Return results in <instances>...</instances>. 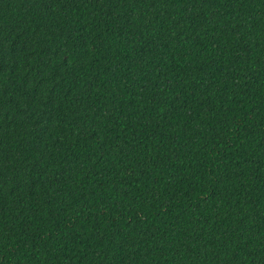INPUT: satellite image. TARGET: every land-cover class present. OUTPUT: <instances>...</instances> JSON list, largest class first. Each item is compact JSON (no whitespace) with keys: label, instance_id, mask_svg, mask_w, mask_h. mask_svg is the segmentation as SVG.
Wrapping results in <instances>:
<instances>
[{"label":"trees","instance_id":"trees-1","mask_svg":"<svg viewBox=\"0 0 264 264\" xmlns=\"http://www.w3.org/2000/svg\"><path fill=\"white\" fill-rule=\"evenodd\" d=\"M0 264H264V0H0Z\"/></svg>","mask_w":264,"mask_h":264}]
</instances>
